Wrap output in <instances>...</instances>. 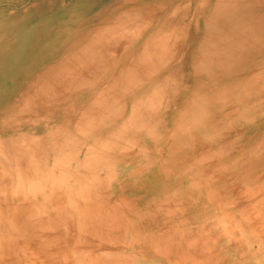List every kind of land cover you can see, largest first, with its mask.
Returning a JSON list of instances; mask_svg holds the SVG:
<instances>
[{
    "label": "rangeland",
    "instance_id": "374dc122",
    "mask_svg": "<svg viewBox=\"0 0 264 264\" xmlns=\"http://www.w3.org/2000/svg\"><path fill=\"white\" fill-rule=\"evenodd\" d=\"M228 1L0 0V264H264V1L193 68Z\"/></svg>",
    "mask_w": 264,
    "mask_h": 264
},
{
    "label": "bare ground",
    "instance_id": "6f19581e",
    "mask_svg": "<svg viewBox=\"0 0 264 264\" xmlns=\"http://www.w3.org/2000/svg\"><path fill=\"white\" fill-rule=\"evenodd\" d=\"M220 2H224V1H227V0H224V1H222V0H219ZM230 1H232V2H230ZM230 1H228V2H230V5L227 3V4H224V6H222L223 8H219V4H218V6H216V7H211V11L210 12H208L207 13V15H202V16H204V18L206 17V19H204V22H203V29H201V30H199V29H197L196 30V37H195V39L191 42V47H192V49H194L195 50V53H196V55H197V58L198 59H196V61H194V63H195V65L193 66V68H195V69H197V71L199 72V69H200V71H204L205 69H201L202 67L201 66H205L204 68H206V66H208V68L210 67V64L211 65H213V64H215V63H217L218 64V66H219V68H223V67H225L224 69H227L226 67H228V66H230V65H232V64H234V63H236L237 61H238V58H239V55H241L244 51H246L247 52V50H249V46L248 45H250L251 46V48L253 49V45L254 44H252V37H251V33H249V30H250V28L252 29H254V30H256L259 26H258V24H254V25H247L248 27H244V29L242 28L241 29V31H239L240 32V34L238 35V31H237V29H238V27H239V22H235L234 23V25H232V26H229V25H226V22H228V21H230V20H234L235 18H238V16H239V13H242L243 12V9L245 10V12L247 13V14H252L253 12H255L257 9H259L260 7H261V2L263 3V1L264 0H246L247 2H244L243 0H230ZM242 1H243V3H242ZM217 3V2H216ZM225 3V2H224ZM239 3L240 4H243L244 5V8L242 7L241 9L240 8H238V10L237 9H235V5H239ZM215 4V3H214ZM259 4H260V6H259ZM263 6H264V3H263ZM241 7V6H240ZM259 7V8H258ZM134 8H137V9H140L141 8V10H142V8L143 7H139L138 8V6L137 7H135L134 6ZM232 8H234L235 10L234 11H231V9ZM137 9H135V10H137ZM144 9V8H143ZM145 10V9H144ZM143 10V11H144ZM200 10V9H199ZM137 11H139V10H137ZM145 11H147V10H145ZM135 12L136 11H133V12H131L130 11V15H132V17H135V18H138V16H136V14L137 13H139V12H136V14H135ZM142 12V11H141ZM263 12H264V10H263ZM116 13V12H115ZM133 13V14H132ZM258 13V12H257ZM260 13H262L261 11H260ZM121 14H123V13H121ZM120 14V15H121ZM128 14V16H129V13H127ZM198 14V13H197ZM202 14V13H201ZM134 15V16H133ZM139 15H140V13H139ZM142 15V14H141ZM141 15H140V17H141ZM143 15H145L144 14V12H143ZM199 15V14H198ZM197 15V16H198ZM255 18H259V20H258V22H260V20L262 19L261 17H263L264 15L263 14H258L259 16H255L254 14H252ZM128 16H127V18H128ZM195 16H196V14H195ZM122 17H124V15L122 16ZM251 17V16H250ZM135 18H133V19H135ZM215 18V19H214ZM213 19V20H212ZM252 20V19H251ZM255 21V20H254ZM140 24V23H139ZM161 28L162 27H164L165 26V22L164 21H162L161 23ZM159 24V25H160ZM251 24V23H250ZM149 25V24H148ZM243 25V24H242ZM140 28H139V34H141V31H142V29H143V27H146V25H138ZM142 26V27H141ZM196 26V25H195ZM205 27V28H204ZM150 29V27H148L147 26V29ZM196 28V27H195ZM241 28V27H240ZM249 28V29H248ZM136 29H137V26H136ZM145 29V28H144ZM155 29V26L154 27H151V31L152 30H154ZM247 29V30H246ZM121 31H123V30H121ZM157 31V30H156ZM264 31V30H263ZM135 33H136V31H135ZM138 33V32H137ZM143 33V32H142ZM146 33V32H145ZM149 33L150 34H152L150 31H149ZM154 33H155V31H154ZM148 34V33H147ZM149 35V34H148ZM199 35V39H198V41H197V36ZM139 36V35H138ZM137 36V37H138ZM189 45V46H190ZM256 45V44H255ZM246 56H247V54H246ZM141 57V56H140ZM189 58H190V55H189ZM142 59V58H141ZM143 61V60H142ZM144 62V61H143ZM190 63V62H189ZM193 63V64H194ZM187 65H189V64H187ZM201 68H200V67ZM216 66V65H215ZM235 67V66H234ZM207 68V69H208ZM232 68H233V66H232ZM191 69V68H190ZM229 69V68H228ZM194 69H192V72L191 73H196V72H194L193 71ZM196 71V70H195ZM206 72H208L207 70H206ZM204 73H205V71H204ZM255 75V74H254ZM256 80V79H255ZM255 83V82H254ZM245 92V91H244ZM200 97H202V96H200ZM199 97V99L200 100H202V99H204L203 97L202 98H200ZM197 100V99H196ZM195 100V102L199 105L200 103H201V101H199L200 103H198V101H196ZM261 100V99H260ZM191 102H192V100H190ZM207 101V103H208V105H209V101L210 100H206ZM194 102V103H195ZM195 103V104H196ZM204 102H202V104H203ZM206 103V102H205ZM206 103V104H207ZM190 104V103H189ZM193 104V103H192ZM195 104H193V105H195ZM200 105V106H207V105ZM173 106V105H172ZM187 106H188V104L186 105V107L185 108H187ZM190 106L192 107V105L190 104ZM189 107V106H188ZM194 107V106H193ZM199 106H197L196 107V109H199V111L201 110L200 108L201 107H199ZM234 107V106H233ZM188 109V108H187ZM204 109V108H203ZM166 110V109H165ZM184 110V109H183ZM188 111H189V109H188ZM193 111H196V110H192V112ZM198 111V110H197ZM198 111V112H199ZM172 112V111H171ZM183 112V111H182ZM186 113H189V112H187V110L185 111ZM191 112V111H190ZM180 113V112H179ZM194 113V112H193ZM204 113H206L205 111H204ZM204 113H201L202 114V116H200V113H198V115L199 116H196V114H194V117H193V115H192V113H191V118L192 119H190L189 121H191V125H192V120L195 122L196 120L195 119H197L198 120V118H200V117H203V114ZM208 113H209V111H208ZM181 115V114H180ZM187 115V114H186ZM189 115V114H188ZM205 115H207V114H205ZM182 116V115H181ZM181 116L179 117V119L181 120L182 118H181ZM208 116V115H207ZM183 117H185V118H187L186 116H183ZM198 117V118H197ZM204 119H205V116L203 117ZM200 120V119H199ZM203 120V119H202ZM206 120V119H205ZM186 121L188 122V118L187 119H185V124H186ZM177 122V121H176ZM181 122V121H180ZM197 122V121H196ZM202 122V121H201ZM179 123V122H178ZM198 123V122H197ZM180 124V123H179ZM184 124V125H185ZM182 125V124H181ZM188 125H189V123H188ZM187 124H186V126H184L185 128H187V126H188ZM177 126L179 127V128H182L183 129V127H181V126H179V125H176L175 124V127L177 128ZM190 126V125H189ZM192 126H190V128H191ZM195 128L197 127L198 128V126H194ZM189 128V127H188ZM173 129V128H172ZM175 129V128H174ZM178 129V128H177ZM184 130V129H183ZM187 130V129H186ZM186 130H184L183 132H185ZM194 129H193V127H192V131H193ZM179 131L181 132V129H179ZM190 131V130H189ZM192 131H191V133H192ZM174 133L176 132V129H175V131H173ZM188 132V131H187ZM187 132H185V133H187ZM167 133V132H166ZM179 133V132H178ZM177 133V134H178ZM193 133H194V131H193ZM192 133V134H193ZM173 134V133H172ZM184 134V133H183ZM181 136H182V134H180ZM172 136V135H171ZM175 136H176V134H175ZM180 136V137H181ZM176 137H178V136H176ZM178 138V140L180 139L181 140V138ZM185 137V136H184ZM186 138V137H185ZM171 139V138H170ZM187 139V138H186ZM177 140V139H176ZM170 141V140H169ZM171 141H172V139H171ZM173 142V141H172ZM174 146V143L172 144L171 143V145H169L170 147L171 146ZM156 148V147H155ZM158 148V147H157ZM169 147H167V149H168ZM171 149H172V147H171ZM169 150V149H168ZM172 150H175V149H172ZM206 154V153H205ZM180 155V154H179ZM180 157H181V155H180ZM179 159V158H178ZM181 159V158H180ZM179 159V160H180ZM206 171V170H205ZM206 193V192H205ZM240 218V217H239Z\"/></svg>",
    "mask_w": 264,
    "mask_h": 264
}]
</instances>
